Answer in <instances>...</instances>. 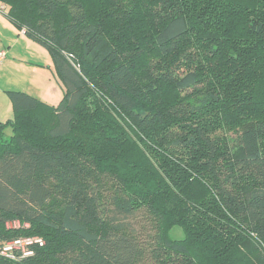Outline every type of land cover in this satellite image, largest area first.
Here are the masks:
<instances>
[{"label":"trees","instance_id":"trees-1","mask_svg":"<svg viewBox=\"0 0 264 264\" xmlns=\"http://www.w3.org/2000/svg\"><path fill=\"white\" fill-rule=\"evenodd\" d=\"M0 4L63 85L6 91L0 264H264V0Z\"/></svg>","mask_w":264,"mask_h":264},{"label":"crops","instance_id":"crops-1","mask_svg":"<svg viewBox=\"0 0 264 264\" xmlns=\"http://www.w3.org/2000/svg\"><path fill=\"white\" fill-rule=\"evenodd\" d=\"M4 18L7 21H0L3 22L6 27H10L12 30L15 29L14 31H17V35L19 36L22 32H20V30L6 16H4ZM21 35H23V33ZM20 40L23 44V48H21L23 52H20V49L13 50L17 44L16 42H19ZM39 45L40 44L24 35L17 37L12 45L9 43L6 44L7 47H5V45L0 46V50L2 51V49H4L3 51L5 52L3 60H6V63L2 62L0 64V72H4V77H2V80L0 81V96L6 94V91L8 90L21 91L22 89L18 90V88H21V86L29 87L33 85V83H36V85L40 87V95H38V97L36 98L47 104L49 103V105H56L55 102L59 100V97L55 99V97L53 96L56 88H53L52 83H50L49 77L50 65L52 64L53 67V62H51L52 59H50L49 57L47 58L46 54L44 55L40 50H38ZM31 52L36 56L41 57V60H43L44 63L28 59ZM44 67H46V69H44ZM2 69L5 70L3 71ZM33 75H37L38 80H32ZM7 80H9V82H6ZM5 84L9 86L7 87ZM28 94L31 95V93ZM12 113L11 103H3L0 106V122L3 123L9 120L12 117Z\"/></svg>","mask_w":264,"mask_h":264},{"label":"rangeland","instance_id":"rangeland-1","mask_svg":"<svg viewBox=\"0 0 264 264\" xmlns=\"http://www.w3.org/2000/svg\"><path fill=\"white\" fill-rule=\"evenodd\" d=\"M0 20H4V22L5 21H7L5 18H4V14H2V13H0ZM15 30V29H14ZM14 30H12L10 27H6L5 25H4V23L3 22H1L0 21V46L1 45H5V47H7L6 46V44H11L12 45V43H14V41H15V39L17 38V37H20V36H24V34L23 35H17V31H14ZM21 32V31H20ZM17 44H16V46H15V48L13 49V50H16V49H20L19 51L20 52H23L22 51V49L21 48H23V44H22V41L20 40L19 42H16ZM40 46V45H39ZM38 46V50H40L41 52H42V54H46V56H47V58L49 57L50 59H51V57H50V54L48 53V51L46 50V49H44L43 47H39ZM1 49V48H0ZM2 50H4V49H2ZM1 51V50H0ZM28 59H30V60H35V61H40V63H44L43 62V60H41L42 58L41 57H38V56H36L34 53H32L31 52V54H30V56H29V58ZM2 62H4V63H6V60H3ZM1 62V63H2ZM51 62H52V60H51ZM0 63V64H1ZM43 65V64H42ZM44 66H47V65H44ZM43 68V67H42ZM6 69V68H5ZM5 69H2L3 71L5 70ZM44 69H46V67H44ZM8 70V69H7ZM2 77H4V72H0V81L2 80ZM49 77H50V83H52V85H53V88H56V91L53 93V96L55 97V99L57 98V97H59V100H60V98L62 97V95H63V91H62V89H63V85H62V83H61V81H60V79H59V76L56 74V72H55V69H53V67H52V64L50 65V74H49ZM32 80H38V76L37 75H33L32 76ZM4 82V81H3ZM6 82H9V80H7ZM7 87L9 86V85H7V84H5ZM20 87V86H19ZM19 89H22L21 91L23 92H27V93H31V95H33V96H35V97H38V95H40V93H39V91H40V87L38 86V85H36V83H33V85H31V86H21V88H18V90ZM51 91V90H50ZM59 100H57V102H55V104H57L58 103V101ZM7 103V102H9V104H10V101H9V99H8V97L6 96V94H3L2 96H0V106L3 104V103ZM49 104V103H48ZM9 115V114H8ZM4 133H5V137L6 138H9L10 136H11V134H12V132H11V130L9 129V128H6L5 129V131H4ZM143 219V217H139V218H137V219H132V223H133V225L135 226V225H140V223H142V219ZM148 222V221H147ZM149 224V223H148ZM146 222H145V226H146V229L148 228V225ZM15 226H18V224H14ZM146 229H145V231H144V236L145 235H147L146 233H148V232H146ZM170 237L171 238H173V239H176V240H178V239H181V238H183V231H182V229L180 228V227H178V226H174L172 229H171V231H170ZM33 238H36V237H33ZM33 238H29V237H21V238H19V239H23V241H25V240H27V239H33ZM2 247L0 246V251L2 252V249H1ZM6 253V252H5ZM1 254V253H0ZM4 254V253H3ZM3 254H1V255H3ZM5 256V255H4ZM6 257H8V258H10L9 256H6ZM13 259V258H12Z\"/></svg>","mask_w":264,"mask_h":264},{"label":"built area","instance_id":"built-area-1","mask_svg":"<svg viewBox=\"0 0 264 264\" xmlns=\"http://www.w3.org/2000/svg\"><path fill=\"white\" fill-rule=\"evenodd\" d=\"M0 13L5 14L6 9L5 6L0 4ZM22 33H24V29L20 30ZM5 56V52L2 50L0 51V63L2 62L3 58ZM33 243H38L39 245H42L43 242L39 238H33V239H27L23 241V239H17L11 242H7L2 246V252L0 251L1 254L5 256H9L10 258H17L18 252H20L19 256H27L32 253L30 251L29 246L32 245ZM6 252V253H5Z\"/></svg>","mask_w":264,"mask_h":264}]
</instances>
